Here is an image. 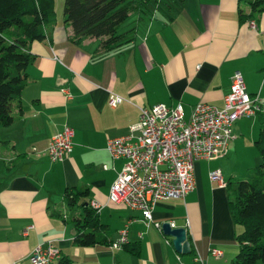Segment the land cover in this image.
Masks as SVG:
<instances>
[{
  "label": "crops",
  "instance_id": "0c3cea01",
  "mask_svg": "<svg viewBox=\"0 0 264 264\" xmlns=\"http://www.w3.org/2000/svg\"><path fill=\"white\" fill-rule=\"evenodd\" d=\"M54 1V28L30 48L35 59L27 67L22 113L15 110L11 126L0 128L5 140L0 145L10 155L8 167L3 160L5 172L0 162V264H31L29 254L44 242L59 250L47 264H58L59 255L73 264H198L197 254L203 264L232 260L241 227L228 212L229 189L214 186L208 172L220 171L225 183H233L257 167L261 159L253 143L264 114L235 121V137L222 155L194 161V190L182 199L158 200L147 225L137 210L107 200L122 160L109 157L106 139L128 134L139 120V105L181 104L185 120L196 104L221 108L234 72L242 75L248 95H258L264 106V13L240 23L238 0H184L156 9L146 5L120 26L119 34L129 41L106 52L100 39L76 42L62 13L64 0ZM110 93L124 102L110 108ZM64 126L73 131L72 150L52 162L44 150ZM67 188H84L88 196L82 200L97 203L101 224L112 232L111 244H72V211L63 199ZM81 213L82 207L72 215ZM170 222L187 229L191 253L177 254L172 240L153 226ZM123 228L125 244H138L137 254L123 245L113 247Z\"/></svg>",
  "mask_w": 264,
  "mask_h": 264
},
{
  "label": "trees",
  "instance_id": "16d2710c",
  "mask_svg": "<svg viewBox=\"0 0 264 264\" xmlns=\"http://www.w3.org/2000/svg\"><path fill=\"white\" fill-rule=\"evenodd\" d=\"M149 1L160 0H64L62 13L72 28V38L81 43L85 38L100 39L106 52L127 43L119 34L120 26L129 14L142 11ZM168 0L165 2H183ZM237 19L250 22L257 14L264 13V0H238ZM249 11L242 8L241 2ZM167 6V7H168ZM54 0H0V124L11 126L13 112L22 113L20 105L23 87L27 83V67L35 56L30 48L34 42L44 41L54 28ZM174 15V13H171ZM171 18V17H170ZM169 18V19H170ZM253 143L261 163L246 171L243 180L225 183L229 189L228 212L241 231L235 233L238 243L236 256L226 264L264 263V120ZM233 185V186H232ZM88 192L84 188H67L63 199L72 214L82 207L79 217L71 214L76 247H93L111 244V230L101 224L98 211L85 203ZM71 213V212H70ZM167 239V238H165ZM169 240V239H167ZM171 241V240H170ZM126 252L137 254L138 244H123ZM191 252V251H190ZM58 264H73L70 258L59 255Z\"/></svg>",
  "mask_w": 264,
  "mask_h": 264
},
{
  "label": "built area",
  "instance_id": "2783aa9c",
  "mask_svg": "<svg viewBox=\"0 0 264 264\" xmlns=\"http://www.w3.org/2000/svg\"><path fill=\"white\" fill-rule=\"evenodd\" d=\"M250 26L255 28V22L252 21ZM242 79L240 73L234 72L229 93L224 95V105L215 108L208 103L196 104L188 120L184 118L181 104L174 108L159 104L150 108L139 105V120L130 125L128 134L106 139L105 150L109 157L122 160L116 180L109 187L107 200L129 210H137L147 225L152 223L151 213L158 200L182 199L193 191L194 161H206L222 155L235 137L232 135L235 121L264 114L259 96L248 95ZM106 102L114 109L124 100L120 95L110 93ZM72 137V129L64 126L60 133L50 137L45 156L52 162L62 161L72 150ZM208 174L214 186L220 188L225 185L220 171L210 170ZM89 205L99 209L93 201ZM160 224L153 226L161 230ZM169 226L174 227L173 222ZM126 238L123 228L113 247L119 249ZM211 252L216 257L221 256V252ZM58 253V248L44 242L32 250L28 259L31 264H47ZM194 262L203 264V259L197 254Z\"/></svg>",
  "mask_w": 264,
  "mask_h": 264
},
{
  "label": "water",
  "instance_id": "95a60500",
  "mask_svg": "<svg viewBox=\"0 0 264 264\" xmlns=\"http://www.w3.org/2000/svg\"><path fill=\"white\" fill-rule=\"evenodd\" d=\"M161 231L165 238L171 239L174 246V251L177 254L184 255L191 253L189 251L190 242L186 240L187 229L170 227L169 223L160 224Z\"/></svg>",
  "mask_w": 264,
  "mask_h": 264
},
{
  "label": "rangeland",
  "instance_id": "374dc122",
  "mask_svg": "<svg viewBox=\"0 0 264 264\" xmlns=\"http://www.w3.org/2000/svg\"><path fill=\"white\" fill-rule=\"evenodd\" d=\"M166 1H168V0H160L159 2H156L155 3V1H149L148 2V6L147 7H149L150 9L152 8H155L156 9V7H159V8H161L162 6H163V4L166 2ZM241 6H243L244 8H247V6H246V4H245V1H243V2H241ZM146 7V6H145ZM145 9V8H144ZM144 16V15H143ZM134 17H132V19H133ZM122 32V28H120L119 29V33H121ZM0 128H3L2 127V125H0ZM7 128V127H6ZM5 130V129H4ZM6 131V130H5ZM6 133H7V131H6ZM3 139V132H1L0 131V143L2 142V141H5V140H2ZM8 158V159H10V155H8V154H6V152L4 151V149H3V146L2 145H0V162H2V168H3V170H4V172H5V165L3 166V164H5V163H3V160H4V162H6L7 163V160L5 159V158ZM261 163V161L258 163V165ZM8 165H10L9 163H7L6 164V166L8 167ZM257 165V166H258ZM253 168H255V167H253ZM252 168V169H253ZM250 169V168H249ZM248 170V169H247ZM246 170V171H247ZM3 172V173H4ZM3 173L1 174V176L3 175ZM246 173V172H245ZM245 177H246V175H242L240 178H238L239 180H243V179H245ZM80 208V207H79ZM79 208H76V212H78L79 211ZM67 211V209H65V211L64 212H66ZM68 213L70 214V210L68 209ZM74 214V213H73ZM70 217L71 216H69V220L71 221V219H70ZM74 217H77L76 215L74 216Z\"/></svg>",
  "mask_w": 264,
  "mask_h": 264
}]
</instances>
